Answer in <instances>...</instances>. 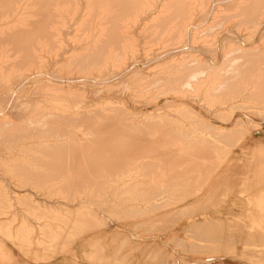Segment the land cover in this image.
Here are the masks:
<instances>
[{"label":"bare ground","instance_id":"1","mask_svg":"<svg viewBox=\"0 0 264 264\" xmlns=\"http://www.w3.org/2000/svg\"><path fill=\"white\" fill-rule=\"evenodd\" d=\"M234 18L238 19L237 23L232 22ZM79 31H81V34L83 32V34L80 37H76L78 39L76 42L71 41L70 47L72 49L70 48V51L75 52L73 50L79 48L90 51L92 58L88 59L90 60L88 63H83L88 73H85L86 75L83 73L85 76L79 74L78 76H72L73 72L71 74L69 72V74H60L59 72L57 74L53 72L49 73L47 70L49 65L45 66L47 59L46 62L42 60L46 56L41 58L42 51L39 52V50L45 49V45H56L58 47L56 49L57 52H55L56 56L59 54L61 59H65L69 51H67V47L64 49V38L70 32L76 33ZM199 34H204L206 36L205 40L198 41ZM263 38L264 0H0V132L7 135L6 138H9V143H13V149H9L13 152L8 156L12 157L10 159L14 161L17 160V162L15 161L12 173L17 172L19 175L22 174L21 176L23 177V179H19L21 180L19 183H14L13 179L15 176L13 177L11 182L15 185L17 184L14 190H9L10 187H7L9 185L0 187V264H230L229 262L224 263L222 258L215 255H187V245H189L187 242V216H189L188 225L191 224L190 227L193 235L203 243V245H194L195 248H198L200 251L202 247H206L209 250L226 248L228 251L235 253V256L232 257L238 263L264 264V232L254 231L248 233L246 228L253 227V223L249 222L248 225V222L244 221V224L239 225L236 223L237 221L233 223V218L227 219L222 213L210 215L212 213H210L209 207L205 209L203 207H195V209H190V207L189 209L188 207H174L176 208L174 211L172 207H141V209L138 208L139 210L133 207H84L83 205L88 200L85 199L87 196L84 195V200L83 195L82 197L81 195L73 196L74 192L71 193V191V199L62 200L63 202H54L62 204V207H37L38 202L36 200L35 202L31 200L32 204H34L30 203V206L27 205L28 202L27 204L25 203L28 207H11L10 204L12 199L22 194L21 191L24 193V189L27 188L25 186H28L35 177H39L38 179H40V176L42 178L44 176L47 179H52L63 175V177L72 178L73 180L70 179L71 181H75L76 177L81 181L84 178V173L87 172L86 176L89 175L88 173L96 170H102L105 174H116V177L120 173H124V171H133V167L123 165L125 163L124 159L130 158L128 156L134 154L131 152H140L143 155L142 157L149 155L148 158H151L150 156L153 155V159L173 160L171 166L165 169H156L157 171L155 172L151 166L153 162L148 163L147 160L144 161L142 159L140 165L139 161L137 162L139 166L136 169L141 172L150 173V175L147 174L148 176L145 175L147 177H145L146 180L148 178H150L149 181L165 178L167 187H179L180 184L175 181V178L184 171L186 162L187 165L189 162H197L204 170L203 163L210 154L200 150H190L186 154L179 148L180 151L178 150V152H175L176 148H171L174 151L170 150V148L154 151L155 148L152 146L157 145V148L159 145L166 144L165 142L159 143L163 140L165 141L166 137L168 139L171 137L170 140L175 143L179 141L180 145L184 143L183 147L186 148L185 144L188 142L186 138L187 129L171 132L168 129L171 127H167L166 129L162 127L164 130L160 128L163 131L157 136L155 135L159 132H155V134L149 130L152 134L148 135L150 133L147 130L148 134L145 131L141 132V129L140 131L137 129L140 127L138 121L145 120L147 112L151 113L162 107V105L160 106L159 95L161 94L160 91L163 85L161 89H159L160 87L157 88L160 91L154 92L156 95H149L150 91H146L147 95L143 93L144 96L140 101H134L132 98L131 101H134V108L136 110L133 112H137V116H134V114V117L125 119L122 124L120 123L121 121L119 123L120 125L133 124L135 126L137 123L138 127L133 126L134 130L132 129V131H135L136 128L139 133L144 132V134H135L133 137H129L132 133L129 134L131 131H128V129L126 133L124 132L126 135L129 134L126 137L125 135L124 137L118 135L120 130L117 133L118 136L114 132H111L107 136L110 131H118L115 126L117 123L113 120V118L116 119L113 111V113L108 112L111 114L110 116L113 115V118L110 116L109 118L115 122L114 124L112 121V125L115 126L116 130L114 126L111 129L112 127H110L109 122L108 126L110 130L104 128L108 132H106L107 134L103 132V127L108 122L107 120H109L108 116L105 115V113L109 114L106 111L103 115L98 113L100 119L102 116L104 118L99 120L100 122L98 121V126L94 124L96 107L107 108L110 106L111 99L116 95L108 93L106 89H104L105 92L102 91L103 93L101 92L100 94L98 88L107 87L108 84L106 83L122 76L133 78V81L135 78H139L138 82H142V78L145 79L149 75H155L154 73L157 70H155L154 65H158L156 63L160 61H166L167 63L168 61V64L171 62V64H175L176 66L173 68L171 66V69H173L169 74L172 76H170L171 81L168 79L169 75L167 77H165L166 75H162L168 79H166L167 83L165 82L168 89L165 90L166 92L162 89L164 91L163 94L165 93L164 95L167 97V99H164L166 103L176 102L177 105L179 104L178 107H181L182 102L187 99L188 107H186L194 108L197 104V99H194L195 95L196 98L199 95L204 98L223 97V103L208 104L210 107L207 109L208 113L206 112L205 114L204 122L209 127L214 125L226 127L239 126L244 121L255 116L257 111H254L262 105L260 103L261 105L257 107L255 106L257 104H251L249 100L264 101ZM147 42L158 44L161 47L153 50L149 49L147 53L140 54L139 49ZM48 49L50 48L48 47ZM45 51L43 50V52ZM186 51L187 55L184 54ZM53 54L50 56L52 57ZM77 54L79 55V53ZM55 58L53 60H56ZM70 59H73V57ZM73 60L75 61V58ZM55 65L57 64L53 66ZM162 65L164 64H159V69ZM110 66L113 68L112 72H108ZM66 68L71 69L68 66ZM159 69L157 71L158 74L156 72L157 75L161 74ZM164 70L162 69V72H165ZM80 74L82 73L80 72ZM222 76L226 78H222ZM136 80L135 82H137ZM150 80L152 81V79ZM113 81L111 82L113 83ZM146 81L149 80L146 79ZM117 83L114 86L115 89L122 86L119 84L118 87ZM136 84L138 85V83ZM157 84L159 85V82ZM49 85H52L51 91H47L43 97L31 100L28 106L25 105V101L23 104L19 103V105L21 104L20 106L17 105L18 107L27 106L25 111L22 108L23 113L21 112L15 117L9 114L8 110L14 108L13 106L19 101V97L22 99V90H25V87L31 86L32 88H38V91H40L41 89L39 90V88ZM91 85L98 86V88L95 87L98 93L95 92L97 90L93 91L91 89ZM141 85H143V82ZM144 86L147 85L144 83ZM139 87L137 88L140 89ZM114 88H111L112 92ZM120 89L124 90L121 87ZM145 89L147 88L143 87L142 91ZM71 90L75 92H71ZM35 91L34 93L38 92L37 90ZM132 91L134 90L132 89ZM27 93L28 96H33L32 91L31 93L29 91ZM132 93L135 94V92ZM141 93L140 95H142ZM199 98L198 101H201ZM109 100L111 101L107 105ZM176 103L172 104L176 106ZM184 103L186 105V102ZM223 104H225L224 108L227 110V114L225 117L221 118L220 116L219 118L216 115V110L222 111ZM117 106H115V110L116 108L118 110ZM124 107L122 106V108ZM255 107L257 108L255 109ZM113 108L111 109L113 110ZM167 109L166 106L165 110ZM177 109L180 110V108ZM84 110H88L89 112L90 110H94V112L90 116L87 114L88 111L86 112L88 116H79V112ZM130 112L126 111L125 113L127 114H122L132 116V112ZM115 113L117 112L115 111ZM13 114L15 113L13 112ZM119 114L122 115L121 113ZM119 116L116 121L120 120H118ZM154 117L150 118L154 119ZM96 119L97 114L95 118V122L97 123ZM92 122L94 126L96 125V128L100 127V130H102L100 131L102 132L101 134L98 129L97 138L92 134L97 129H89L92 128ZM149 122L151 121L149 120ZM84 123L90 124L91 127L88 126L89 128H87L90 131L93 130L92 133L87 131L88 129L83 128V125L86 126ZM144 125L146 124L144 123ZM157 125H152L153 128L155 127L154 131ZM120 128L123 131L126 130L125 126H121ZM147 128L145 127V129ZM258 130L260 128L248 131V138L252 142L264 145V142L260 139L253 137V133H256ZM98 133L101 135L98 136ZM247 134L244 140H239L241 141V145L238 144V151L230 150L225 152L223 156L252 158L253 156L247 153L244 148V145L247 148H251L252 146L245 141ZM260 134L259 132L258 135ZM118 137L119 139H124L118 140ZM227 139L230 140V138L225 136L218 137V140L221 142H225ZM102 140H105V143ZM99 141H101V144L104 143V145L109 143L105 145L104 154L117 159L114 165L109 163L102 168L95 166L92 168L93 164H89L90 167H81L80 165H75L76 167H74L71 165L76 157L80 158L83 155L87 157L92 154L91 152H95L100 145L99 143L97 146V142ZM168 141L166 142L168 143ZM5 142H7V139ZM190 142L191 144H206L203 146L207 152L214 151V144L206 143L202 138H193ZM10 144L9 146H11ZM148 144L152 145H150L151 149L150 147L147 148L151 152L146 150L150 154H146L147 152L145 151V147L149 146ZM95 147L96 150H93ZM142 147H144L143 150L140 149ZM183 147L182 149H184ZM27 148L33 149L31 151L32 155L29 158L31 161L22 165L20 161L23 160L25 162L28 160H25L23 153L26 150L27 154L25 155H29L30 152L28 153ZM138 148L143 152L138 151ZM7 151L5 150L6 153H8ZM128 152L129 154L127 155ZM146 156L145 158H147ZM253 158L255 166L264 163V155H256ZM94 159L91 162H94ZM91 162L89 161V163ZM96 162L98 163H96V166H99V162L101 161ZM219 169L222 170L221 167ZM223 171L226 173L211 179L210 183L213 187L220 189L226 184L234 186L232 182L242 173L240 169H235L234 167L223 169ZM15 173L13 174L19 176ZM186 173L191 178L200 176L193 169H187ZM105 174L103 175L105 176ZM226 174H228L227 178H225ZM247 174L253 180L264 181V174L260 170H249ZM42 178L38 181H44ZM69 178L68 181L72 183ZM89 178H91L90 175ZM78 179L77 181H79ZM198 179H201V177ZM53 180L49 181L52 183ZM83 180L85 179H82V183ZM86 180L89 181L87 178ZM45 181L47 182V180ZM77 181L76 183L80 186ZM46 182L41 183L44 185ZM56 183L54 184L56 185ZM66 183V181H63L58 185L64 187L67 185ZM87 183L88 186H90L89 184H94L93 186L98 191L100 188L102 191L104 187L105 191L106 187L108 189V187H112L113 185L111 182H109L110 184H103L101 182L100 184L97 181ZM31 184L30 186H33V182ZM77 184H75L76 187ZM15 185H13V188ZM72 185L70 186L69 184L68 187H72ZM50 186L52 187V185ZM129 186L134 188L138 184L132 183ZM22 187L25 188L20 190ZM68 187H65V189ZM81 187L79 188L82 190ZM57 188L59 187L57 186ZM74 189L76 191L79 190L77 188ZM244 191L247 192L249 197H252L251 202L259 206L251 207L249 214H251L254 220H264V191H258V188H251L249 192L248 190ZM80 192L79 190L77 193L83 194V191ZM182 192L186 193L185 197L190 195L193 198H199L202 194L203 196L211 194L209 190L199 193L184 190L177 193ZM27 194L30 195L28 192ZM27 194L25 193L24 197ZM158 195L161 196L162 193H158ZM186 200L182 199L180 203L184 204ZM18 201L20 202L21 200ZM35 204L37 205L36 207L34 206ZM77 205H81L82 207H78ZM198 209L200 210L198 211ZM184 218H186V222L182 221ZM28 258L32 260L27 261ZM225 261L230 260L225 259Z\"/></svg>","mask_w":264,"mask_h":264},{"label":"rangeland","instance_id":"2","mask_svg":"<svg viewBox=\"0 0 264 264\" xmlns=\"http://www.w3.org/2000/svg\"><path fill=\"white\" fill-rule=\"evenodd\" d=\"M232 22H238V19L237 18H234V19H232ZM244 27V26H243ZM81 31H79V32H73V33H69L68 35H67V37H65L64 38V41H63V46L65 45V48L64 49H66V47H67V51H69L68 52V54L66 55V57H65V59H66V61H65V59H61V56L59 55V54H57V56H56V53L55 52H57L56 51V49L58 48L56 45H53V44H49L48 46L47 45H45L44 47H45V49H41V50H39V52L40 51H42L43 52V50L45 51V50H48V51H45V52H43V53H47V54H43L42 52H41V58H43L44 56H46L45 57V59L43 58L42 60L44 61L45 60V62H46V59H47V63H45V66L47 67V65H49L48 67H47V70H48V72L49 73H56L57 74V72H59L60 74H71L72 72L74 73H72L71 75L73 76H78V74L79 75H84L85 73H88L86 70H85V65H83V63H88L90 60H88L89 58H92V54L90 53V51H88V50H86L85 51V49H83V48H79V49H76V50H73V51H75V52H71L70 51V45L72 44V42H76L78 39L76 38V37H80L82 34H83V32H82V34L80 33ZM241 32H243V31H241ZM73 34V35H72ZM72 35V36H71ZM74 35H76V36H74ZM70 38H69V37ZM199 36V38H198V41H200V40H205V38H206V36L203 34V35H198ZM71 37H72V39H71ZM75 37V38H74ZM69 38V39H68ZM74 38V39H73ZM264 39V38H263ZM68 40V41H67ZM73 40V41H72ZM68 42V44H67V42ZM70 41V42H69ZM72 41V42H71ZM260 41V40H259ZM259 41H258V43H259ZM66 43V44H65ZM52 45V46H51ZM46 46H47V49H46ZM43 47V48H44ZM48 47L50 48V49H48ZM161 46L160 45H158V44H153L152 42H147V43H145L140 49H139V53L141 54H145V53H147L148 51H149V49L150 50H153V49H156V48H160ZM52 49V50H51ZM72 49V48H71ZM83 49V50H82ZM53 50H54V52H53ZM82 52H81V51ZM49 51H50V53L52 54V53H54L55 54V56H53L52 55V57L50 56L51 54L49 53ZM76 51H78L77 53H79V55L76 53ZM83 51H85V52H83ZM88 52V53H87ZM73 55H72V54ZM81 53H84V54H81ZM70 54V55H69ZM74 54H76V55H74ZM184 54L185 55H187V51L186 52H184ZM81 55V56H80ZM89 55V56H88ZM91 55V56H90ZM73 57V59L75 58V61H77V62H75L73 59H70L71 57ZM75 56V57H74ZM80 57V59H79V57ZM56 57V58H55ZM57 57H58V59H57ZM53 58H55L56 60H53ZM70 59V60H69ZM62 60V61H61ZM80 62H79V61ZM82 60V61H81ZM87 60V61H86ZM51 61H53V62H51ZM59 63V61H60V63L62 64H58L57 62ZM64 61H65V63H64ZM70 61V62H69ZM51 62V63H50ZM81 62H82V64H81ZM68 63V64H67ZM52 64V65H51ZM54 64H57V65H55V66H57V67H55V66H53ZM67 64V65H66ZM69 64H70V66H69ZM80 64H81V66H80ZM156 64H158V65H154L155 66V70H157L158 71V69H159V64H164V65H162V66H160L161 68L159 69V71H161V74H159V75H157L158 74V72H157V74H156V72L154 73L155 75H149L148 76V78H145V79H141V81L143 82V85H141V83L142 82H138L140 79L138 78H135L134 79V81H133V78L131 79V78H127L128 76H126V78L124 77V76H122V77H118V78H115L114 79V81L113 80H111V81H113V83L115 82V81H117V79H119L117 82H115L114 84L110 81L109 83H106V84H108V86L106 87V86H104V87H106V88H104V87H101L100 89L98 88V86L96 87V85H94V86H92L91 85V89L93 90V91H95V90H97V89H95V87L96 88H98V90H99V93L101 94V92L103 91V92H105L104 91V89H106V91L109 93L110 92V94H112V95H115L114 96V98H112L111 100H109L108 102H107V105H108V103H109V105L111 106H108L110 109L111 108H113V110L111 109V111H110V109L107 107V108H98V107H96V109H94V110H96L95 112H94V110H90V112L88 111V110H84V111H82V112H84V113H82L81 111L79 112V116H90L91 115V113L92 112H94V113H96L97 114V119L99 118V116H98V113H100L101 115H103V113H105V111L106 112H112L113 114H114V117L117 119V117L120 115L119 113H125L126 111L127 112H130L131 113V115L132 116H130V115H125V114H127V113H125L124 115L122 114V115H120L119 116V118H118V120L119 121H116V119H114L112 116H110L111 114L109 113V114H106L105 113V115L106 116H108V118H109V116L111 117V118H113V120H115V122L118 124L120 121V123L122 124V122L125 120V119H127V118H132V117H134V116H137V112L136 113H134L136 110H135V103H134V101H140L141 99H142V97L144 96V94L145 95H147V92L148 91H150L148 94L150 95V94H155L154 92L156 91V92H158V91H160L159 89H161L162 88V85H163V90L165 91V90H167L168 89V86H166V81L169 79L170 81H171V75H169L170 74V71H172L173 69H171V66H172V68L173 67H175L176 65L174 64H171V62H169V64H168V61H167V63H166V61H160V62H158V63H156ZM171 64V65H170ZM51 65V66H50ZM61 67H60V66ZM78 65V66H77ZM64 66V67H63ZM70 67L71 69H69V68H66V67ZM76 68H75V67ZM158 66V67H157ZM52 67H53V69H52ZM78 67V68H77ZM166 67H167V69H166ZM81 68V69H80ZM44 69H45V67H44ZM52 69V70H51ZM55 69V70H54ZM68 71H67V70ZM77 69V70H76ZM84 69V70H83ZM109 69V71L108 72H112V70H113V68L110 66V68H108ZM144 69V68H143ZM162 69L165 71V72H162ZM171 69V70H170ZM46 70V69H45ZM50 70V71H49ZM57 70V71H56ZM61 70V71H60ZM64 70V71H63ZM73 70V71H72ZM81 70V71H80ZM166 70H168V71H166ZM56 71V72H55ZM84 71V72H83ZM61 72H63V73H61ZM69 72V73H68ZM78 72V73H77ZM80 72L82 73V74H80ZM167 72V73H166ZM169 72V73H168ZM84 73V74H83ZM163 73V74H162ZM166 73V74H165ZM77 74V75H76ZM131 74H133V73H131ZM86 75V74H85ZM84 75V76H85ZM130 75V74H129ZM164 75H166L165 77H167V75H169V77H168V79L167 78H165V77H163ZM152 76V77H151ZM157 76H161L160 78L159 77H157ZM155 79H154V78ZM120 78H121V80H120ZM157 78V79H156ZM165 80H164V79ZM222 78H226V77H223L222 76ZM137 79V80H136ZM149 80V81H146L145 82V80ZM150 79H152V81L150 80ZM160 79V80H159ZM167 79V80H166ZM131 80H132V82H131ZM135 80L137 81V82H135ZM158 80V81H157ZM123 81V82H122ZM128 81H130V82H128ZM158 83L159 82V85L156 83V82ZM160 81H163V82H160ZM121 82V83H120ZM126 82V83H125ZM135 84H134V83ZM148 82V84H146ZM149 82H151V83H149ZM152 82H154L153 84H152ZM166 82V83H165ZM48 83V82H47ZM50 83V82H49ZM48 83V84H49ZM117 83V85H118V87H119V84L120 85H122V86H120L121 88H123L124 90H126L127 92H128V94H127V92L126 91H124V90H121L120 89V87L119 88H117L116 87V89L114 88V86H115V84ZM136 83H138V85L136 84ZM144 83H145V85H147V86H144ZM51 84V83H50ZM113 85V86H111V85ZM126 84H128V85H126ZM116 85V86H117ZM130 85V86H129ZM134 85V86H133ZM141 85V86H140ZM152 87H151V86ZM49 86H50V88H49ZM49 86H43L42 88H39V90L40 91H38V88L36 89V88H32L31 86H27V87H25L24 89L25 90H22V99L19 97V101H17L16 102V104L13 106L14 108H12V110L13 109H15L14 111H12V110H8L9 111V114L12 116H17V114H20L23 110L25 111V108L28 106V104H29V102L31 101V100H33V99H36L37 97L38 98H40V97H43L44 95H45V93L47 92V91H51V87H52V85H49ZM110 86H111V88L113 89L114 88V91L112 92V90H111V88H110ZM133 86V87H132ZM140 86V87H139ZM150 86V87H149ZM153 86H157L156 88L155 87H153ZM166 86V87H165ZM30 87H31V89H30ZM130 87H132V88H130ZM136 89H135V88ZM137 87H139L140 89H138ZM143 87H146L147 89H145L144 91H142V88ZM160 87V88H159ZM130 88V89H129ZM157 88H159V89H157ZM37 90L38 92V94L37 93H34V92H36L35 90ZM134 90V91H132V92H135V94H133L132 92H131V90ZM161 89V94L159 95V101H160V106L162 105V107L161 108H158L159 110H155V111H152L151 113H149V112H147L146 114H147V116L149 115L151 118H153L154 116V119H151L149 116L147 117L146 116V114L144 113V115L147 117V119H146V117L143 115V117H145L144 119L145 120H139L138 121V123H139V126L140 127H138V124L136 123V126L135 125H120V123H119V125H120V127L121 126H125V129L126 130H122V128L124 129V127H122V128H120L119 127V125H118V127L120 128H118L117 127V124H115V122L113 121V120H110L111 118H109V120H107L108 122L107 123H105L106 125H107V127H105L106 125H104V127H103V129L105 128H107L108 130H110V127H112L111 129H113V126L114 125H112L113 124V122H114V124H115V126H116V128L118 129V131L116 132V131H110L109 132V134H107L106 132H108L107 130H105L104 129V133H106L107 134V136L108 135H110L111 134V132H114L116 135H117V133L119 132V130H120V133L118 134V135H120V136H123L124 137V135H125V137L126 136H128L130 133H132L131 135H129V137H133L135 134L137 135V134H144V132L143 133H139V131H140V129H141V132L142 131H145L146 132V134H148V132L150 133V134H148V135H151L152 134V132L153 133H157V132H159V133H155L154 135L155 136H157V135H160L161 134V132L164 130V128H162V127H165V129L167 128V127H171V128H168L171 132L173 131V132H175L176 130H180V129H187V134H186V138L188 139V142H187V144H185V147L186 148H184L183 147V144L184 143H182V145H180L179 143V141H176V143L175 142H173V141H171L170 139H171V137L168 139V137H166V140L164 141H162V142H159V143H166V144H164V145H159V147H157L156 148V146L154 145V146H152L151 144V146L152 147H154L155 149H154V151H156V150H159V149H164L165 148V150L167 149V148H170V150H173V149H171V148H176L177 150H175V152H178V150L180 149L182 152H185L186 154H187V152H189L190 150H195V151H197V150H200V151H202V152H206V153H209L210 154V156H207V158L205 159V162L203 163L204 164V170H203V168L201 167V165L199 164V163H197V162H189L188 163V165H187V162H186V164H185V166H184V171L182 172V173H180L176 178H175V181L177 182V183H179L180 184V186L179 187H177V188H169V187H167L166 186V181L164 180L165 178H160V179H155V180H150L149 181V179L150 178H148V180H146V176H148V175H150V173L148 174V172H141V171H138L137 169H136V167L137 166H139L140 164H141V160L142 159H144V161H146L147 160V162L149 163V162H153L152 164H151V166L153 167V169H154V171L156 172L157 170L156 169H162V168H166V167H169V166H171L172 165V162H173V160H171V161H167V160H163V159H153L152 157H153V155L152 156H150L151 158H148V156L149 155H145V153L149 150L150 152H151V146L149 145H147L148 147H145V153H143L147 158H145V156L144 157H142L143 155H142V153L140 154V152H138V153H136V152H131L133 155H129L128 157H130V158H128V159H124L125 160V163H123V165H125V166H128V167H133L132 168V170L133 171H128V172H125L124 171V173H118L119 175H117V177H116V174L115 175H113V173L112 174H110V173H104L102 170H96V171H94V172H91V173H88L90 176H91V178H89V175H86L85 176V174L87 173H84V178H82V179H85V180H83V183H82V179H81V181H80V179H78V177H76L74 180L75 181H71L70 179H72V178H69V177H63V175H61V177H56V178H52V179H54L53 181H52V183H51V181H49V180H52V179H47V178H45L44 176H43V178H42V176H40V179L42 178V179H44V181L42 180V181H38V180H40V179H38L39 177H35V178H33V186H30V185H32L31 183L32 182H30L29 183V185L28 186H25V187H27V188H25V187H22V188H20V190H23V188H25L24 189V193L21 191V195L20 196H18L19 197V199H17L18 197H16L15 199H12L11 200V207H26L27 205H29L30 203L32 204V201L33 202H35V200L38 202V206L35 204L34 206L36 207H44V206H46V207H62V204H60V203H54V202H63V201H65V200H67V199H71V197H72V195L73 196H77V195H81V197H82V195H83V199H84V197L85 196H87V197H85V199H88V200H90V201H86V203L85 204H87V205H83L84 207H133V208H136V209H141V207H168V208H173L172 210L174 211L176 208H174V207H188V209H189V207H190V209H195V207L197 208V207H203V209H205L206 207H209L210 208V213H212V214H210V215H214V214H216V213H222V215L223 216H225L227 219H229V218H233V223L234 222H236L237 224H239V225H241V224H244V221H246V222H248L247 224L249 225V222H251V223H253L254 224V226L253 227H251V228H246V231L248 232V233H252V232H257V231H263L264 232V220H259V219H257V220H254L253 219V217L251 216V214H249V209L251 208V207H259V206H256L255 204H253L252 202H251V200H252V197L250 196L249 197V195H247V192L246 191H244V190H248V192H249V189H251V188H258V191H264V181H256V180H253L252 178H251V176L250 175H248L247 174V172L249 171V170H260L261 171V173L262 174H264V163H260L258 166H255L254 165V156H256V155H264V145L262 144V143H255V142H252L249 138H248V134H247V132L248 131H250V130H252V129H257V128H260V130H258V131H256V133H253V137H255L256 139H260L262 142H264V111H262V110H264V101H253L254 99H251V100H249V103H251V104H257V105H255V106H259V105H263V108H262V105L261 106H259L258 107V109L259 110H261V112H259V110L258 109H256L257 107H255V111L254 112H256L257 114L255 115V116H253V117H251L250 119H248L247 121H244L243 123H242V125H239V126H235V127H229V126H220V125H214V126H212V127H209V126H207V124H206V122H204L205 120H204V118H205V114H206V112L208 113V107H210V105H208V104H214V103H223V97L222 98H215V97H213V98H204L203 96H201V95H199L198 96V98H199V100H201V101H198V98H196V95H195V100L197 99V101H196V106L193 108H187L188 106H187V99L186 100H184V102H186V105H184L185 103L184 102H182V104H181V107H178L179 106V104L177 105V103H176V106H174L173 104H175L174 102H169L168 100H167V102H169V103H166L165 101H164V99L166 98L167 99V97L163 94V90ZM98 90L97 91H95L96 93H98ZM111 90V91H110ZM115 90H116V92H115ZM118 90H120L122 93H124V94H122L120 91H118ZM136 90V91H135ZM152 90V91H151ZM158 90V91H157ZM29 91V93H31V91L33 92V96H28V92ZM138 91V92H137ZM142 92L141 94L142 95H140V92ZM147 91V92H146ZM71 92H75V91H73V90H71ZM102 92V93H103ZM112 92V93H111ZM146 92V93H145ZM166 92V91H165ZM114 93V94H113ZM120 93V94H119ZM133 94V95H131V94ZM139 93V94H138ZM144 93V94H143ZM25 94H26V96H25ZM37 94V95H36ZM40 94V95H39ZM162 94H163V97H162ZM25 96V98H23L24 96ZM29 95H31V94H29ZM129 95H131V96H129ZM135 95V96H134ZM156 95V94H155ZM168 95V94H167ZM28 97H30L29 99H28ZM31 97H33V98H31ZM186 97H187V95H186ZM131 98V99H130ZM132 98H133V100L134 101H131L132 100ZM29 101H28V100ZM20 100H21V102H20ZM119 100V101H118ZM163 100V101H162ZM231 101H232V99H230ZM26 103H25V102ZM120 101H121V103H123L122 105H121V103H120ZM251 101V102H250ZM114 102V103H113ZM117 102V104H115ZM119 102V103H118ZM131 102H133V103H131ZM162 102V103H161ZM163 102H165V103H163ZM199 102H200V104H199ZM255 102V103H254ZM19 103H25V105H27V106H25V107H18V106H20L19 105ZM173 103V104H172ZM203 103V104H202ZM205 103V104H204ZM261 103V104H260ZM114 104H115V106H117L118 107V110H120V108H122V106L125 108H122L121 110H122V112H121V110L120 111H118L117 110V108H116V110H115V106H114ZM120 104V105H119ZM167 104V105H166ZM18 105V106H17ZM169 105V106H168ZM173 105V106H172ZM208 105V106H207ZM16 106V107H15ZM120 106V107H119ZM166 106H167V110H165L166 109ZM173 108H171V107ZM183 106V107H182ZM185 106V107H184ZM187 106V107H186ZM199 106V107H198ZM202 106V107H201ZM206 109H205V108ZM225 107V104H223V110L221 111H219V110H216V115H217V117H219L220 118V116H221V118H223V117H225V115L227 114L226 112H227V110L224 108ZM22 108H23V110H22ZM171 110H170V109ZM175 108H176V111H175ZM177 108H180V110L179 109H177ZM184 108V109H183ZM27 109V108H26ZM105 109H107V110H105ZM109 109V110H108ZM126 109H128V110H126ZM161 109H162V111H161ZM186 109V110H185ZM18 110V111H17ZM19 110H21L20 112H19ZM102 110V111H101ZM179 110V111H178ZM182 110V111H181ZM183 110H184V112H183ZM10 111H11V113H10ZM23 111V112H24ZM88 111V112H87ZM104 111V112H103ZM115 111L117 112V113H115ZM123 111H125V112H123ZM134 111V112H133ZM160 111V112H159ZM178 111V112H177ZM218 111V112H217ZM13 112L15 113V114H13ZM17 112V113H16ZM19 112V113H18ZM22 112V113H23ZM86 112H87V114H86ZM102 112V113H101ZM164 114H163V113ZM167 112V113H166ZM181 112V113H180ZM82 113V114H81ZM130 113H128V114H130ZM220 113V114H219ZM85 114V115H84ZM96 114H95V116H94V124H98V121L99 120H102L104 117L102 116H100L101 117V119L99 118L98 120L96 119V121H97V123L95 122V118H96ZM115 114H117L116 116H115ZM135 114V115H134ZM142 114V113H141ZM154 116H153V115ZM104 115V116H105ZM134 115V116H133ZM162 115V116H161ZM105 116V117H106ZM124 118H123V117ZM153 116V117H152ZM158 116H161V117H158ZM121 117V118H120ZM148 121V123H147V121ZM149 120L151 121V122H149ZM113 121V122H112ZM144 121V122H143ZM100 122V121H99ZM110 122V123H109ZM142 122V123H141ZM154 122V123H153ZM156 122V123H155ZM108 123H109V125H111L110 127L108 126ZM144 123L146 124V125H144ZM150 123H151V125H150ZM85 124V123H84ZM92 124H93V122H92ZM91 124V126H92V128H89L88 126H90V124L88 123V124H85L86 126H84L83 125V128L84 129H97V131H95V133H96V135H95V133L93 132L92 133V131L93 130H87V131H89V132H91L92 134H94V137L95 138H97L96 136H97V132H98V129H99V132L100 131H102V130H100V127L98 128H96V125L94 126V124L92 125ZM149 124V125H148ZM158 124V125H157ZM144 125V126H143ZM149 126V128H147L148 126ZM156 126L157 125V127H156V129L158 128V126H159V128L156 130L155 129V131H154V128H153V126ZM260 125V126H259ZM90 126V127H91ZM98 126V125H97ZM115 126H114V128H115ZM129 126V127H128ZM133 126L134 127H138L137 129L139 130H136V128H135V131H132V129L134 130V128H133ZM88 127V128H87ZM93 127H95V128H93ZM132 127V128H131ZM145 127L147 128V129H145ZM152 127V128H151ZM116 128H115V130H116ZM129 128H131V130H129ZM144 128V129H143ZM163 129L162 131H161V129ZM127 129H128V131H131V132H129V134H124V132L126 133V131H127ZM160 129V130H159ZM175 129V130H174ZM263 129V130H262ZM148 132H147V131ZM152 131V132H150V131ZM159 130V131H158ZM123 131V132H122ZM133 132H136V133H134L133 134ZM259 132L261 133L260 135H258L259 134ZM90 133V134H91ZM101 134H102V132H100ZM103 133V134H104ZM123 135H122V134ZM3 134V135H2ZM5 133H1L0 132V187H5V186H7V185H9V186H7V187H10V189L9 190H14L15 189V187L17 186V184L15 185L14 183H19L21 180H19V179H23V177L21 176L22 174H20L19 175V173H17V175H19V176H16V175H14L13 173H15V172H13L12 173V171L14 170V167H15V161L17 162V160H12V159H10V158H12V157H9L11 154H12V152L13 151H10V150H12L13 149V143H9V141H8V139L9 138H6L7 137V135L5 136L4 135ZM101 134H99L98 133V136L99 135H101ZM113 134V133H112ZM115 134H113V135H115ZM247 134V137H246V140L245 141H247L248 143H250L252 146H251V148H247L246 147V145H244V144H242V145H244V148L246 149L245 151L247 152V153H249L251 156H253L252 158H235V157H224L223 155H224V153L225 152H227V151H230V150H233V151H238L239 149V146H238V144L239 145H241V141H239V140H244L245 139V135ZM1 135H2V137H1ZM117 135V136H118ZM92 136V138H94L93 137V135H91ZM104 136H105V134H104ZM220 136H225V137H228V138H230V140L229 139H227L225 142H221V141H219L218 140V137H220ZM233 136V137H232ZM5 137V138H4ZM94 138V139H95ZM107 138V137H106ZM117 138V137H116ZM193 138H202L206 143H212V144H214V151H212V152H207L205 149H204V146L203 145H206V144H202V143H196V144H191V142H190V140L191 139H193ZM233 138V139H232ZM6 139H7V142H5L6 141ZM122 139H124V138H120L119 139V137H118V140H122ZM169 141H168V140ZM3 140V141H2ZM104 141V143H105V140H102V142ZM166 141H168V143L166 142ZM171 141V142H170ZM4 142V143H3ZM5 143H9L11 146H9V144L7 145H3V144H5ZM100 143V145H99V147H97V150H96V147L93 149V150H96L94 153L93 152H91L92 154H90V156H87V155H85V156H87V157H84V155L83 156H81L80 158L79 157H76V159H78L77 161H76V159L75 160H73V161H75V162H73L72 161V163H71V165L72 166H74V167H76L77 165H80L81 167H90V165L89 164H93V167L92 168H94V166L95 167H104L105 165H107V164H111V165H114L116 162H117V159H115V158H113V157H111L110 155H108V154H104V151H105V149H106V146L105 145H107V144H109V143H106L105 145H104V143H102L101 144V141H99V142H97V146H98V144ZM149 143H151V142H149ZM153 144V143H152ZM158 144V143H157ZM102 145V146H101ZM187 145V146H186ZM3 146V147H2ZM9 147V148H6V147ZM17 146H19V145H17ZM101 146V147H100ZM103 146H105V147H103ZM3 148V151H2V148ZM144 147H142V148H140V149H142L143 150V148ZM150 147V149H147V148H149ZM182 147L184 148V149H182ZM6 148V149H5ZM99 148V149H98ZM107 148H108V146H107ZM179 148V149H178ZM10 149V150H9ZM139 148L137 149L138 151H142V150H140ZM5 150H8L7 152L8 153H6L5 152ZM27 150H28V153H29V155H25V154H27V151L25 150V151H23V153H24V157H25V160H27V161H25V162H23V160L22 161H20V162H22L21 164L22 165H25V163L27 162L28 163V161H31V159H29L30 157H31V155H32V152L31 151H33V149H28L27 148ZM169 150V149H168ZM179 150V151H180ZM174 151V150H173ZM9 152H11L10 154H9ZM97 152V153H96ZM143 152V151H142ZM153 152V151H152ZM181 152V153H182ZM6 153V154H5ZM136 153V154H135ZM149 152H147L146 154H148ZM129 154V152L127 153V155ZM150 154V153H149ZM216 154H218L217 156H216ZM9 155V156H8ZM89 155V154H88ZM27 156V157H26ZM140 157H142V158H140ZM186 157H187V155H186ZM86 158V159H85ZM89 158V159H88ZM94 158H96V159H94ZM94 159V162H91L92 160ZM98 159V160H97ZM153 160V161H152ZM14 161V162H13ZM89 161L91 162V163H89ZM96 161H101V162H99L100 163V165L98 166H96ZM139 161V162H138ZM155 161V162H154ZM86 162V163H85ZM139 163V165H138V163ZM12 163V164H11ZM14 163V164H13ZM87 163H88V165H87ZM94 163H95V165H94ZM74 164V165H73ZM86 164V165H85ZM98 164V163H97ZM18 165V164H17ZM16 165V166H17ZM76 165V166H75ZM14 166V167H13ZM12 167H13V169H12ZM222 168V170H220L219 168ZM231 167H234L235 169H240L241 171H242V173H240L239 175H238V177L235 179V181L234 182H232L233 183V185L234 186H231V185H224L223 187H221L220 189L219 188H217V187H213L212 185H211V183H210V181H211V179H214L216 176H218V175H223L224 173H226L225 171H223V169H227V168H231ZM135 168V169H134ZM2 169V170H1ZM10 169V170H9ZM187 169H193V170H196L199 174H200V176H196L195 178H191L189 175H187V173H186V170ZM3 173V174H2ZM10 173V174H9ZM15 173V174H16ZM13 174V175H12ZM103 174H105V176L103 175ZM148 174V175H147ZM146 175V176H145ZM16 178H15V177ZM24 176V175H23ZM88 176V177H87ZM119 176V177H118ZM13 177H14V179H13ZM87 179H89V181L88 180H86V178ZM146 177V178H145ZM199 177H201V179H198ZM228 177V174H226V176H225V178H227ZM18 178V179H17ZM67 179V180H64V179ZM68 178H69V180L72 182V183H70L69 181H68ZM94 178V179H93ZM224 178V179H225ZM12 179H13V182H11L12 181ZM17 179V180H16ZM58 180V182L59 183H62L63 181H66L67 183V185L66 186H61L62 188H63V190H61L60 191V189H62L61 187H60V185H58L59 183L57 182V180ZM77 179L79 180V181H77ZM168 179V178H167ZM10 180V181H9ZM19 180V181H18ZM35 180V181H34ZM45 180H47V182L45 181ZM73 180V179H72ZM94 182H98V183H103V184H108L109 182H111L113 185H112V189L110 188V187H108V189H107V187H106V190L104 191V189H105V187H104V189H103V187L102 186H100V187H102V191L100 190L101 188L100 187H98V188H100L99 189V191H98V189H96L93 185L94 184H89L90 186H88V183L87 182H89V183H91L92 181ZM4 181V182H3ZM58 183H56V182ZM76 181L80 184V186L76 183ZM91 181V182H90ZM38 182H39V184H38ZM44 183V182H46V184H44V185H42V183ZM50 183V184H49ZM54 183H56V185L60 188H57V186L54 184ZM70 184V186L72 185V187H68L69 186V184ZM100 183V184H101ZM116 183V184H115ZM135 184V185H137L138 184V186L137 187H134V188H132V187H130L129 186V184ZM35 184V185H34ZM75 184H77V187H76V185ZM110 184V183H109ZM13 185H15L14 186V188H13ZM39 185H41V186H39ZM50 185H52V187L49 186ZM114 185H115V187H114ZM119 185V186H118ZM122 185V186H121ZM30 186V187H29ZM35 186V187H34ZM37 186H38V188H37ZM81 186H83V187H81ZM85 186H87V187H85ZM92 186H93V188H92ZM11 187H12V189H11ZM39 187H41V188H39ZM65 187H68V188H66L65 189ZM79 187H81L82 188V190L79 188ZM30 188V189H29ZM36 188H37V190H36ZM50 188H52V189H50ZM73 188V189H72ZM74 188H77V190L79 189L81 192L83 191V194L81 193V194H79V193H77V192H79V190L78 191H76V189H74ZM85 188V189H84ZM110 188V189H109ZM113 188H115V189H113ZM35 189V190H34ZM40 189V190H39ZM43 189V190H42ZM234 189H237V190H235L234 191ZM33 190H34V192H33ZM85 190V191H84ZM112 190V191H111ZM119 190L121 191L120 193H119ZM184 190H187V191H194L195 193H199V192H206L207 190H209L210 192H211V194L210 195H206V196H203V194L201 195V196H199V198H193V197H190V195H188V197H190V198H188V197H185V192H182V193H177V192H179V191H184ZM30 191V192H29ZM39 193H38V192ZM41 191H43V192H41ZM70 191H71V193L72 192H74L72 195H71V193H70ZM109 191V192H108ZM118 191V192H117ZM238 191V192H237ZM27 192L30 194V195H28L27 194ZM36 192V193H35ZM105 192H107V193H105ZM117 192V193H116ZM25 193L27 194L25 197H24V195H25ZM32 193V194H31ZM34 193V194H33ZM38 193V194H37ZM85 193V194H84ZM158 193H162V195L161 196H159L158 195ZM246 193V194H245ZM61 194V195H60ZM87 194V195H86ZM146 194V195H145ZM10 195V194H9ZM23 195V196H22ZM37 195H38V197H37ZM52 195V196H51ZM71 195V196H70ZM85 195V196H84ZM70 196V197H69ZM21 197V198H20ZM24 199H23V198ZM27 197V199H25ZM47 197V198H46ZM62 197H63V199H62ZM67 197V198H66ZM54 198V199H53ZM57 198V199H56ZM66 198V199H65ZM48 199V200H47ZM84 199V200H85ZM182 199H187L186 200V202L184 203V204H182V203H180V201L182 200ZM15 200H16V202H15ZM18 200H21L20 202L18 201ZM22 200H27L26 202L25 201H22ZM31 201V202H29V201ZM43 200V201H42ZM45 200V201H44ZM51 200V201H50ZM55 200H57V201H55ZM59 200V201H58ZM63 200V201H62ZM198 200H199V203H198ZM12 201H13V203H12ZM50 201V202H49ZM91 201H93V203H91ZM192 201H194V202H192ZM242 201V202H241ZM19 202V203H18ZM27 202H28V204H27ZM44 202H48V203H44ZM88 202V203H87ZM27 205H26V204ZM54 203V204H53ZM133 203H135V204H133ZM194 203V204H193ZM18 204V205H17ZM34 204V203H33ZM32 204V205H33ZM50 204V205H49ZM52 204V205H51ZM192 204V205H191ZM54 205H56V206H54ZM30 206V205H29ZM34 206H31V207H34ZM78 207H82L81 205H77ZM77 206H75V207H77ZM28 207V206H27ZM64 207V206H63ZM192 207V208H191ZM263 207V206H262ZM138 209V210H139ZM172 210H170V211H172ZM200 209H198V211H199ZM233 214V215H232ZM233 216V217H232ZM188 217L189 216H187V242L189 243V245H187V255H203V256H211V255H215V256H218V257H220V258H222L223 259V262L224 263H227V262H229L230 264H234V263H238V261H236L235 260V258H233L232 256H235V253L232 251V252H230V251H228L226 248H219V250H217L216 248H214L213 250H209V249H207L206 247H202V250L200 251L198 248H195L194 247V245H203V243L202 242H200L194 235H193V233H192V231H191V227H190V225L191 224H189L188 225ZM182 221H184V222H186V218H184V219H182ZM250 227V226H249ZM201 249V248H200ZM225 259H229L230 261H225ZM29 260H32V259H30V258H28L27 259V261H29ZM240 263H242L243 264V262H239L238 264H240ZM228 264V263H227Z\"/></svg>","mask_w":264,"mask_h":264}]
</instances>
